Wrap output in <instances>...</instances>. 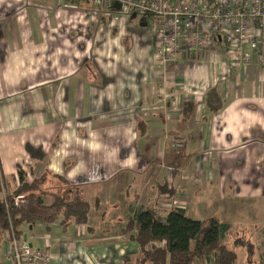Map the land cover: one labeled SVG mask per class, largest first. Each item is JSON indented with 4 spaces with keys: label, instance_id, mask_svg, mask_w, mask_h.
Instances as JSON below:
<instances>
[{
    "label": "crops",
    "instance_id": "0c3cea01",
    "mask_svg": "<svg viewBox=\"0 0 264 264\" xmlns=\"http://www.w3.org/2000/svg\"><path fill=\"white\" fill-rule=\"evenodd\" d=\"M120 8L117 0H0V198L19 185V167L32 179L44 164L91 201L87 223L59 219L25 234L49 250L48 264H136L139 244L121 229L149 208L229 223L221 215L249 201L251 219L264 221L257 52L242 63L219 37L162 64L154 15L118 16ZM211 88L219 111L207 104ZM122 175L139 185L133 196L122 181V190L108 186ZM210 203L218 211L206 212ZM94 211L107 225L89 224ZM8 240L0 227V247Z\"/></svg>",
    "mask_w": 264,
    "mask_h": 264
},
{
    "label": "trees",
    "instance_id": "16d2710c",
    "mask_svg": "<svg viewBox=\"0 0 264 264\" xmlns=\"http://www.w3.org/2000/svg\"><path fill=\"white\" fill-rule=\"evenodd\" d=\"M207 104L213 112L221 109L223 103L216 88L208 91ZM45 172L31 180L19 167V185L12 194L0 198L2 234L13 227L18 238L24 239L38 223L51 225L60 219L66 227L73 222H88L91 201L81 191V184L71 183L61 174L49 177L51 171ZM74 188L78 194L71 195ZM17 193H25V200L16 203L12 197ZM45 195L53 196V201L47 203ZM121 231L139 244L136 264H197L207 259L215 264H264V255L259 261L240 263L238 252L227 241L230 235L238 239L240 232L218 215L195 219L182 207H172L166 214L159 208H149L128 220Z\"/></svg>",
    "mask_w": 264,
    "mask_h": 264
},
{
    "label": "built area",
    "instance_id": "2783aa9c",
    "mask_svg": "<svg viewBox=\"0 0 264 264\" xmlns=\"http://www.w3.org/2000/svg\"><path fill=\"white\" fill-rule=\"evenodd\" d=\"M95 1L104 6L113 0ZM117 1L121 3L116 13L118 16L121 13L154 15L152 27L157 36L155 54L162 64L174 59L184 49L188 52L202 51L219 37L225 41L232 59L249 63L253 50L264 64V0ZM24 196L20 193L12 198L20 203L24 201ZM7 234L12 242L8 257L15 264L50 262L51 254L47 248L34 246L28 236L26 239L18 238L13 227Z\"/></svg>",
    "mask_w": 264,
    "mask_h": 264
},
{
    "label": "rangeland",
    "instance_id": "374dc122",
    "mask_svg": "<svg viewBox=\"0 0 264 264\" xmlns=\"http://www.w3.org/2000/svg\"><path fill=\"white\" fill-rule=\"evenodd\" d=\"M172 1H176V2H181L182 0H172ZM185 1H193V0H185ZM196 2H199V0H194ZM152 27V24H151ZM42 166H36L35 169H31L33 171V177L30 174V177H32V179L34 177H39L42 174H45V171H51V173L49 174L50 176H53V174H60L59 172L54 171L51 168H48L47 165L44 166V164H41ZM28 176V175H27ZM31 179V180H32ZM122 179V180H121ZM121 179L118 177L117 179H114L111 182H108V186H115L116 188L120 187V190H122L123 188H121V181L123 182V186L126 185V183L129 184L128 179H127V175H122ZM18 186V185H17ZM79 187V186H77ZM126 188H128L129 186H125ZM139 187L138 184L133 185L132 187H129L126 192L130 193L131 196L134 195L135 190H137ZM96 192H98V194L100 193L101 195L104 194L107 190H105V185L104 184H99L98 186L94 187ZM70 193L72 195L78 194V191L76 188L73 189V191H70ZM107 193V192H106ZM105 193V194H106ZM20 193L15 194L14 196L18 195ZM25 195V193H23ZM26 195L24 196V200H25ZM89 197V196H88ZM54 199L53 196H44V200L46 202H52ZM219 199L216 200V202H220ZM246 201V200H244ZM94 203V202H92ZM246 203H250L249 201H246L242 206H238L235 209H230L228 210V212H225L224 215L222 214L221 217L224 220H227L230 224H232L234 227H236L238 229V231L240 233L237 234V236L240 235V237L238 239H235V235H230L229 237H227V241L229 242L230 247H232L233 249H235L238 252V257H239V261L240 263L246 262L248 260H254V261H259L262 256L264 255V221H260L259 220H253L251 218H253L254 216L252 214H249L247 211V208H251V206L247 205ZM104 205L105 202H103ZM107 206V205H106ZM105 207V206H102ZM160 207V206H159ZM219 207L213 205L212 203L209 204L206 212L210 213L212 211H218L216 209H218ZM161 212L163 214H166L168 212L167 209L165 208H161L160 209ZM96 212L94 211L93 216L91 217L89 224L92 227L95 228H102L103 226L107 225V223L105 224V222L103 223L100 215H101V211H98L97 214H95ZM219 213V212H217ZM124 215L125 219H127V214H115L116 216H121ZM260 216L262 217V213L260 214ZM259 219V218H258ZM130 220V219H129ZM257 222V223H256ZM260 224H259V223ZM100 223V224H98ZM118 224V221L115 223ZM127 224V222H126ZM125 224V226H126ZM75 225H82V224H74ZM12 250V242L11 240H8L7 242V248H3L0 247V264H11L13 262V260L11 258L8 257V254L10 253V251ZM197 264H215L214 261L212 259H207V260H198Z\"/></svg>",
    "mask_w": 264,
    "mask_h": 264
},
{
    "label": "water",
    "instance_id": "95a60500",
    "mask_svg": "<svg viewBox=\"0 0 264 264\" xmlns=\"http://www.w3.org/2000/svg\"><path fill=\"white\" fill-rule=\"evenodd\" d=\"M27 238V235H25V239Z\"/></svg>",
    "mask_w": 264,
    "mask_h": 264
}]
</instances>
